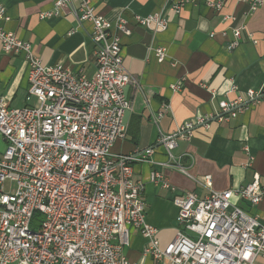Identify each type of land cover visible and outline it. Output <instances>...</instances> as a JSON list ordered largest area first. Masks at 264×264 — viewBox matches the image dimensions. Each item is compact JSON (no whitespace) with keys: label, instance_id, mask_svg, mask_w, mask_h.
Here are the masks:
<instances>
[{"label":"built area","instance_id":"2783aa9c","mask_svg":"<svg viewBox=\"0 0 264 264\" xmlns=\"http://www.w3.org/2000/svg\"><path fill=\"white\" fill-rule=\"evenodd\" d=\"M234 1L252 12L264 3ZM70 3L56 0L52 11L40 18L57 16ZM180 7L175 3L172 9L178 14ZM72 13L78 25H92L88 37L95 47V72L90 77L62 64H43L29 43L3 29L8 17L0 7L1 49L6 55L22 56L26 101H31L13 108L0 97V140L5 145L0 150V264H131L125 255L130 229L147 240L144 254L158 262L257 264L264 255V225L230 201L237 197L251 208L258 206L263 201L258 177L239 189L211 190L202 200L188 192L177 196L172 202L179 229L160 249L157 230L145 220L143 184L133 173V166L147 162L153 149L135 155L111 153L113 144L124 137L123 116L131 108L123 90L135 84L121 56L120 38L130 35L127 22L112 24L97 15L92 0H79ZM135 20L153 32L167 27L157 16ZM151 52L157 62L164 61L161 48L149 47ZM235 90L233 86L231 92ZM261 101L264 89L223 100L216 121L236 118ZM209 121L188 120L172 134H160L156 144L178 164L173 152L180 140L191 137L197 127L207 128ZM149 180L171 189L159 174ZM204 184L211 188L209 176ZM35 213L41 219L32 230Z\"/></svg>","mask_w":264,"mask_h":264},{"label":"crops","instance_id":"0c3cea01","mask_svg":"<svg viewBox=\"0 0 264 264\" xmlns=\"http://www.w3.org/2000/svg\"><path fill=\"white\" fill-rule=\"evenodd\" d=\"M54 1L0 0L8 17L2 27L29 43L43 64H62L90 77L95 72V47L88 37L92 25H78L72 10L79 0H71L59 15L41 19ZM175 3L181 5L178 14L172 9ZM92 5L112 24L126 21L130 31L120 38L121 56L135 84L123 90L131 108L123 116L124 137L111 153L135 155L153 149L147 162L133 166V173L143 184L145 220L157 230L160 249L179 229L172 201L187 192L202 200L211 190L239 189L258 177L263 192L258 206L251 208L237 197L230 202L264 225V101L236 118L216 121L221 101L264 89V3L253 12L234 0H92ZM149 16L166 20V30L149 31L135 20ZM149 47L161 48L164 61L148 54ZM22 61V56L4 54L0 45V97L13 108L31 104L26 101L27 67ZM196 117L210 120L208 127H197L191 137L180 140L173 152L178 164H172L156 144L158 136L172 134ZM154 173L171 189L150 182ZM208 176L211 188L204 184ZM129 239L125 255L131 264H167L144 254L147 240L139 233L130 229ZM257 264H264V255Z\"/></svg>","mask_w":264,"mask_h":264},{"label":"trees","instance_id":"16d2710c","mask_svg":"<svg viewBox=\"0 0 264 264\" xmlns=\"http://www.w3.org/2000/svg\"><path fill=\"white\" fill-rule=\"evenodd\" d=\"M40 221V213H35L33 216V220L31 222V229L32 230H37L38 224Z\"/></svg>","mask_w":264,"mask_h":264},{"label":"rangeland","instance_id":"374dc122","mask_svg":"<svg viewBox=\"0 0 264 264\" xmlns=\"http://www.w3.org/2000/svg\"><path fill=\"white\" fill-rule=\"evenodd\" d=\"M4 147H5L4 143L0 140V150H3ZM40 219H41V217H40Z\"/></svg>","mask_w":264,"mask_h":264}]
</instances>
